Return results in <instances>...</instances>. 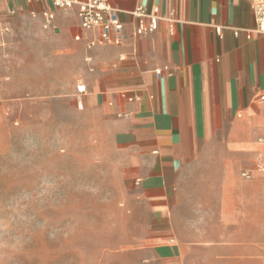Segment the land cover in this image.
<instances>
[{"label":"crops","instance_id":"1","mask_svg":"<svg viewBox=\"0 0 264 264\" xmlns=\"http://www.w3.org/2000/svg\"><path fill=\"white\" fill-rule=\"evenodd\" d=\"M110 2L123 41L91 46L76 11L0 0V108L32 103L22 95L49 79L58 101L94 117L134 230L122 255L137 264H264V36L250 1ZM139 7L160 10L151 35L135 33Z\"/></svg>","mask_w":264,"mask_h":264},{"label":"rangeland","instance_id":"2","mask_svg":"<svg viewBox=\"0 0 264 264\" xmlns=\"http://www.w3.org/2000/svg\"><path fill=\"white\" fill-rule=\"evenodd\" d=\"M40 81L22 95L38 99L0 108V264H137L122 255L134 230L104 135Z\"/></svg>","mask_w":264,"mask_h":264},{"label":"built area","instance_id":"3","mask_svg":"<svg viewBox=\"0 0 264 264\" xmlns=\"http://www.w3.org/2000/svg\"><path fill=\"white\" fill-rule=\"evenodd\" d=\"M35 2H48L55 9L63 11H76V15L80 21L83 30L95 32L98 38L91 46H114L120 45L123 41L124 23L120 18V10L115 8L110 0H29ZM254 14L255 28L254 32L264 36V0H249ZM44 20V28L51 29L54 24V14L50 11L42 13ZM133 18L137 22L136 35L147 36L153 34L159 26L161 16L159 8H154L148 12L144 7L137 8L132 13ZM8 29L5 28V31ZM2 29L0 28V35ZM236 36L239 32L235 33ZM249 37V36H248ZM76 40H80L79 37ZM77 92L80 95L86 93V86L80 84L77 86ZM128 102L140 100V96L131 93H125ZM264 99V97H263ZM120 117H127L123 114ZM257 171L264 175V157H260L257 164ZM244 178H251L249 173H243Z\"/></svg>","mask_w":264,"mask_h":264}]
</instances>
